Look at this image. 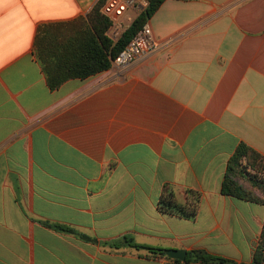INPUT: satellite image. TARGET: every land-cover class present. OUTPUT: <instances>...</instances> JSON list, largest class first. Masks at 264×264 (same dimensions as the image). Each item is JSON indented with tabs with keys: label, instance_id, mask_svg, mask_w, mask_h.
I'll list each match as a JSON object with an SVG mask.
<instances>
[{
	"label": "crops",
	"instance_id": "0c3cea01",
	"mask_svg": "<svg viewBox=\"0 0 264 264\" xmlns=\"http://www.w3.org/2000/svg\"><path fill=\"white\" fill-rule=\"evenodd\" d=\"M99 1L0 0V264L252 263L264 206L221 188L240 144L264 156V0H166L155 52L50 89L38 28ZM165 186L202 194L195 221Z\"/></svg>",
	"mask_w": 264,
	"mask_h": 264
},
{
	"label": "trees",
	"instance_id": "16d2710c",
	"mask_svg": "<svg viewBox=\"0 0 264 264\" xmlns=\"http://www.w3.org/2000/svg\"><path fill=\"white\" fill-rule=\"evenodd\" d=\"M106 1L100 0L87 17H79L72 21L45 23L38 28L34 43V57L40 64L50 89L56 90L72 79L83 80L110 70L113 61L127 44L139 35L143 26L166 0H148V7L116 43L107 36L111 21L102 12ZM250 170L264 172V156L253 148L240 144L229 160L221 193L237 200L264 206V179L251 175ZM176 194L173 187H164L158 205L160 213L195 221L199 215L202 194L198 191L187 190L185 203L180 202ZM55 227L63 230L62 227ZM138 248L165 257L164 251L148 247ZM167 260L170 264H183L179 260L168 258ZM184 264L235 263L209 255L205 251L196 250L187 254ZM250 264H264V226Z\"/></svg>",
	"mask_w": 264,
	"mask_h": 264
},
{
	"label": "built area",
	"instance_id": "2783aa9c",
	"mask_svg": "<svg viewBox=\"0 0 264 264\" xmlns=\"http://www.w3.org/2000/svg\"><path fill=\"white\" fill-rule=\"evenodd\" d=\"M148 5V0H107L102 12L111 21L108 38L114 43L118 42ZM154 35L153 28L148 21L139 35L130 41L113 61V65L122 68L155 52L159 41Z\"/></svg>",
	"mask_w": 264,
	"mask_h": 264
},
{
	"label": "water",
	"instance_id": "95a60500",
	"mask_svg": "<svg viewBox=\"0 0 264 264\" xmlns=\"http://www.w3.org/2000/svg\"><path fill=\"white\" fill-rule=\"evenodd\" d=\"M166 256L171 259V260H179L182 263L186 262L187 259V253L186 251H181V250H169L166 251Z\"/></svg>",
	"mask_w": 264,
	"mask_h": 264
},
{
	"label": "rangeland",
	"instance_id": "374dc122",
	"mask_svg": "<svg viewBox=\"0 0 264 264\" xmlns=\"http://www.w3.org/2000/svg\"><path fill=\"white\" fill-rule=\"evenodd\" d=\"M250 173H251V175H257L259 178H262V179H264V172L262 171V172H255V171H251L250 170Z\"/></svg>",
	"mask_w": 264,
	"mask_h": 264
}]
</instances>
